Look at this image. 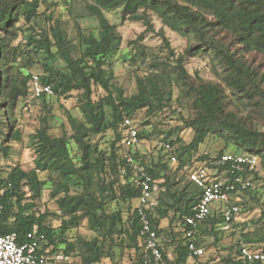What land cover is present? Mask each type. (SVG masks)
<instances>
[{
	"label": "trees",
	"instance_id": "trees-1",
	"mask_svg": "<svg viewBox=\"0 0 264 264\" xmlns=\"http://www.w3.org/2000/svg\"><path fill=\"white\" fill-rule=\"evenodd\" d=\"M39 4V0H0V155L7 158L8 142L20 140L14 109L21 99L40 100L49 110L48 98L51 95H34L32 91L33 73L28 69L34 63L33 57L44 60L41 62L42 72L37 75L43 84L51 85L52 95L68 98L72 92H77L81 117L67 113L71 131L67 133L64 130L58 136L48 133L47 120L41 117L40 126L32 136L37 162H42L48 171L49 196L55 200L56 212L35 211L45 181L32 183L29 172L19 166L12 167L5 175H1L0 169V232H15L17 242L23 243L27 241V233L36 229L37 233L45 236L37 253L51 264H66V256L74 251V244L66 233L78 227L81 220L88 219L95 235L91 239H77L80 264L99 263L102 258L119 264L116 254L124 249L133 250L135 258L129 264H135L145 254V237L140 232L137 203L126 219L120 209L109 208L112 201L137 202L140 188L125 159L130 155L153 180L154 190L146 213L151 227L157 232L164 261L188 264L190 255L185 236L188 226L180 216L191 214L201 191L188 175L187 181L179 185V181L170 174L163 173L168 169L165 162L147 160L138 148L142 140L160 134L162 148L171 160L166 145L171 149L176 140L172 136L181 127L162 130L147 118L140 123L142 128L138 130L133 116L144 109L147 116L155 117L171 108L173 103L186 102L191 114L183 121L184 127L191 128L193 136L178 157L175 173L191 165V153L209 134L222 136L241 150L234 154L255 156L264 167V129L255 126L251 119L246 118L248 116L241 117L239 109L250 106L251 113L261 115L264 112L263 78L242 55L230 51L219 35L221 32L229 34L245 52L264 54V0H91L90 7L99 14L96 32L79 30L73 39L57 26L40 28L35 34L28 35L25 41L29 46L27 49H21L19 42L11 45L23 29L22 25L27 24L33 30L28 24L36 23L40 15L37 11ZM109 11H116L121 22L128 20L144 26V30L131 41L136 49L128 59L132 61L139 57L143 62L147 58L149 61L146 70L135 75L134 91L128 96L121 88L112 87L110 57L120 49L121 34L118 25L104 16ZM153 15L169 30L191 37L196 43L176 55L162 31L160 36L165 54L146 48L141 42L146 32L154 29ZM200 54L209 55L212 62L219 65V76L224 86L199 77L193 79L187 73L184 67L186 59ZM18 57L21 58L19 65L15 63ZM95 87L102 89L104 94L93 97ZM224 88L230 90L229 94ZM251 117L253 119L254 116ZM125 118H130L137 131V144L131 147H125L123 143L127 130ZM6 125L7 132L4 131ZM106 131L113 134L108 151L97 148V143L92 141L93 137ZM223 153L220 151L214 157L199 155V165L193 168L200 165L215 167L211 162ZM258 162L252 168L245 166L242 171L228 176L240 175L249 180L251 186L260 178L256 169ZM217 170L222 168L217 167ZM250 186L241 188L235 185L231 199L238 210L229 221H225L218 207L214 206L212 214L204 221L210 227L202 230L204 223L198 227L195 242L203 247L204 254L201 234L210 231L216 236L222 230L221 226L228 227L233 223L242 209L244 201L241 197L251 193ZM74 188L77 190L72 192ZM49 214L59 219L56 227L46 224ZM166 228L165 239L161 232ZM241 240L235 248L229 247L224 262L260 264L243 260L239 252L240 246L245 245L264 253V223L253 235L243 233ZM255 243L263 245L257 248ZM60 244H64L61 255L64 261L60 259L58 262L55 255ZM168 246L171 247L170 255ZM198 259L194 257V262L208 264V261L200 262Z\"/></svg>",
	"mask_w": 264,
	"mask_h": 264
},
{
	"label": "rangeland",
	"instance_id": "rangeland-1",
	"mask_svg": "<svg viewBox=\"0 0 264 264\" xmlns=\"http://www.w3.org/2000/svg\"><path fill=\"white\" fill-rule=\"evenodd\" d=\"M40 4L37 11L40 13L35 24H28L33 27V30L27 27V24L22 25V22H18V25H22V30L18 32L17 38L11 43L16 45L20 43L21 49H27L29 46L25 44L28 35L35 34V31L40 28L49 29V27L57 26L65 31L66 35L75 39L79 30L97 31L99 14L90 7L91 0H39ZM104 16L110 22L118 25V30L121 34L120 49L113 53L110 57L111 65L110 70L112 72V87L121 88L125 95H130L134 91V79L136 74H141L147 68L149 59H145L144 62L136 57L134 60H129V56H133L135 53L136 45L131 43L136 36L144 30V26L139 22L123 21L121 22L119 14L116 11L105 12ZM154 25L153 30L146 32L142 45L148 49H152L158 54H165V49L160 36V32L163 31L167 37L170 47L175 54H181L184 50L195 44L196 41L191 37L183 36L179 33L169 30L165 27L156 15L152 16ZM222 40L229 47L230 51L237 52L250 63L251 67L257 70L259 75L263 78L261 87L264 91V54L257 52H245L239 48V45L229 34L221 32L219 34ZM217 35V36H219ZM54 50V48H53ZM18 54V53H17ZM17 57V56H16ZM16 59V58H15ZM20 57L15 61L16 64H20ZM33 65L28 69L29 73L40 74L42 72L41 62L42 58L33 57ZM50 63L49 60H47ZM184 67L191 78L199 77L205 81H211L214 83H220L224 86L220 79L219 73L220 67L218 64L212 62L209 55L200 54L186 59ZM229 94L230 90L224 88ZM176 90H174V96ZM77 92H72L68 98L62 96L56 97L51 95L48 98V109H45L40 100L21 99L14 109V116L16 117L15 127L20 131V140H10L8 157L5 158L0 155V169L1 175H5L12 167L19 166L23 170L29 172L30 180L32 183L38 181H45L43 185L40 197L36 201L35 211L37 213L56 212L55 200L49 196L50 182L47 181L48 171L43 168L42 162H37L36 155L33 150L34 140L33 134L40 126L41 117H45L48 123V133L52 136L60 135L64 130L70 133V127L67 120V113L75 117H81L79 109L77 107ZM104 92L100 88H94V96L98 97L103 95ZM240 109V116L251 119L253 124L259 129H264V112L261 115L258 113H251L250 106ZM234 109L233 107H230ZM190 110L187 107L186 102L173 103L172 107L166 109L164 112L157 114L155 117H149L145 114V110H139L133 116L134 124L137 129L140 130L142 126L140 123L149 118L162 130L170 129L171 127H181L177 133L172 137L175 140L174 145L169 149V155L174 156V160H168V154L162 148L161 135H153L150 139L142 140L138 145L139 151L144 155L147 160L156 162L158 160L165 162L167 168L163 173L170 174L175 181H179V185H182L187 181L188 172L195 166L199 165L197 157L199 155H208L214 157L218 152H240L232 142L226 141L222 136L217 134H209L204 139V142L199 144L196 151L191 153V165H188L185 169L175 173V167L178 163V157L183 153L185 146L190 142L193 136V130L191 128L184 127V120L190 116ZM251 114V115H250ZM254 116L253 119L251 116ZM7 132V125L4 130ZM113 139L111 131L98 134L92 138V141L97 143V148L104 151L109 150V141ZM119 149V153H121ZM258 160V159H257ZM256 166L259 179L251 183V193H245L241 199H243L242 209L240 214L235 218L234 222L226 226H221V231L215 236L212 232L207 231L205 234H201L203 246L205 248V254L199 257L200 262L208 261V264H226L224 260L229 254V247L235 248V245L242 242L241 235L243 233H256L259 231V227L264 223V167L258 160ZM175 173V174H174ZM219 179L225 176V171L222 172L216 170L215 174ZM77 188H74L72 192H75ZM255 192V193H254ZM157 192L154 193V196ZM136 201L131 203L120 201H112L109 203L110 209H120L123 213V218L129 215L133 207L136 205ZM166 221H164V224ZM46 224L56 227L59 224V219L52 214H49L46 219ZM209 228V224H203L202 230ZM219 228V227H218ZM168 229H164L161 232L162 238H167ZM95 235V232L90 228L88 219L81 220L80 224L76 228H71L67 231L66 236L74 244V251L69 252L66 256V264H80V256L78 254V238L91 239ZM263 243H255L254 246L260 248ZM64 244L59 245V249L55 255L58 262L62 260V249ZM52 248V247H51ZM49 248V249H51ZM167 249V253H171V250ZM234 251L231 252L233 255ZM173 256V255H172ZM135 258L133 250L124 249L122 252L116 254V260L119 264H129ZM61 259V260H60ZM64 261V260H62ZM198 261L193 262L197 264ZM94 264H113L109 258H102L99 263Z\"/></svg>",
	"mask_w": 264,
	"mask_h": 264
},
{
	"label": "built area",
	"instance_id": "built-area-1",
	"mask_svg": "<svg viewBox=\"0 0 264 264\" xmlns=\"http://www.w3.org/2000/svg\"><path fill=\"white\" fill-rule=\"evenodd\" d=\"M31 87L34 95L53 94L51 85L43 84L37 74H32ZM124 124L127 125V130L123 143L125 147H131L137 144V131L130 118H125ZM166 147L170 149L169 145ZM125 159L140 188L136 213L140 223V232L145 237L144 257L135 264H168L163 259V252L158 246L157 232L151 227L146 213L154 190L153 180L141 165L132 160L130 155H126ZM174 159L175 157L171 156V160ZM257 161L255 156L249 154L225 152L211 162V165L215 167L200 165L188 172L189 179L201 191L200 199L193 206L191 214L180 216L184 225L188 226L185 236L188 238L187 247L190 257H200L204 254L203 247L195 242V233L206 218L212 214L213 207H218L217 209L224 220L229 221L238 210V206L231 199V192L235 189V185L237 184L241 188L250 186V181L243 179L240 175L231 178L228 174L242 171L245 166L252 168ZM217 167H221L222 172L225 171V176L221 179L214 176ZM44 240V234L37 233L36 229L27 233V241L23 243L17 242L15 232H0V264H51L45 257L37 253ZM239 253L245 261H257L264 264L263 252L253 251L247 246L241 245Z\"/></svg>",
	"mask_w": 264,
	"mask_h": 264
},
{
	"label": "crops",
	"instance_id": "crops-1",
	"mask_svg": "<svg viewBox=\"0 0 264 264\" xmlns=\"http://www.w3.org/2000/svg\"><path fill=\"white\" fill-rule=\"evenodd\" d=\"M168 254L170 255L171 253H168ZM193 262H194V258L189 257L188 258V264H193Z\"/></svg>",
	"mask_w": 264,
	"mask_h": 264
}]
</instances>
